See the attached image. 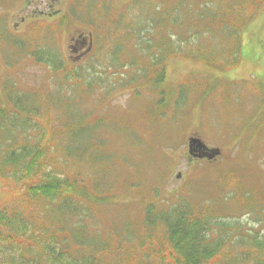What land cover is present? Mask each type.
<instances>
[{
    "label": "rangeland",
    "instance_id": "374dc122",
    "mask_svg": "<svg viewBox=\"0 0 264 264\" xmlns=\"http://www.w3.org/2000/svg\"><path fill=\"white\" fill-rule=\"evenodd\" d=\"M116 1V5H101L98 9H93L98 15L100 25L104 28L122 12L129 10L126 7L128 0ZM132 1L130 0V4ZM27 2L28 0H0V94L2 89L12 87L14 91V88L19 90L20 93H16L18 96L36 95L40 101L41 113L33 122L34 126L25 125L22 120L36 115L32 112L33 108H30V110H22L23 113L17 115L18 126H14V131L21 132L17 134L19 137L16 136L17 141L24 140L29 133L32 135L38 133L39 145L48 147L49 150L41 159L43 164L48 165L47 171L51 170V166L56 168L55 159L58 157L54 143H49L51 131H55L56 137L58 134L63 135L60 141L64 146L68 145L70 140V135L66 136L70 131L59 127L62 122H53L50 107L55 99L60 100L59 107L62 112L60 119L71 115L70 118L79 131L88 134L90 144L86 143L85 135H80L77 143L74 144L76 148L82 147L83 151L84 163L79 167L80 172L86 174H82L80 180L89 179L94 173L99 174V180L95 178V181H99L97 190L108 198L104 204L96 208L97 222L85 225L87 230L84 231V236L88 237V242L98 246L99 243L96 242L98 238L106 241L109 247L115 245L120 247L124 258H128L131 254V261L146 259L145 254L130 252L128 250L130 246L125 245L122 238H128L127 223L131 224L137 234L142 235L146 209L165 211L183 203L188 205L187 207L194 208L190 209V212L210 209L215 216H218L220 222L223 220L228 223L238 222L239 231L234 230L236 226L233 225L227 228L230 230L229 238L226 232L224 234L234 248V254L229 252L227 245H224L222 259L232 255L242 264H247V261H244L245 253L240 246L249 244V241L254 242L256 247V251L251 253L255 256L253 259H262L264 222H255L252 214H247V211L239 208L241 205L231 204L229 199L221 204L218 198L223 193L220 179L224 173L223 185L224 181L230 185L238 201L242 196L237 187L239 177L244 190L253 191L261 200L264 199V105L253 93L254 87L264 90V82L259 80L260 83L256 82L257 77L252 72L261 74V66L251 63L254 54L258 53V47L264 46V3L258 16L255 17L256 20L242 32L245 59L243 58L239 71L228 68L220 72V69H216L213 65L203 66L201 63L200 65L182 57L172 56L164 62V71L159 75L160 78L163 76L162 81L153 83L154 76L150 75L146 79L144 77L149 71L147 66L132 65L133 58H130L129 53L132 40L137 35H141L142 41L147 42L157 35L158 38L154 42L157 51L162 49V43L167 45L163 50L171 51L177 47L178 41L183 45L196 42L192 30L187 33L190 28L188 15L182 16V13L191 9V3L188 0H178L177 3L175 2L176 5L166 8L165 15L158 10L150 12L149 20H145L138 29L129 30L130 38L123 39L122 49L118 53L121 40L117 35L120 32L115 30L127 28L133 14L143 18L148 13L149 3L157 8L162 5L160 0H134L133 9L122 13L108 29L113 35L110 41L116 49L96 52L89 57L87 64L83 65L82 72L77 70V74H84L81 78L85 84L93 82L98 88L97 93L101 92L99 96H94L89 92L86 93L84 88H79L75 84L78 80L73 77L67 78L61 88L55 87L51 82L53 74L46 71L44 65H36L30 59L31 55H28V52L18 48L24 47L36 53L39 45L41 47L46 45L50 50L56 47L50 37L53 31L44 26L37 29L30 37L28 26L33 22L25 24L16 31L11 29L13 23H20V18L29 15L32 7L30 4L28 6ZM89 3L91 5H88ZM79 4H82L84 9L90 8L94 5V0H80ZM224 4L223 1H215L211 8L215 9ZM74 8V5L69 4V11ZM241 9L243 8H237V10ZM76 12L75 17L84 19L81 17L83 12L80 7L71 15ZM181 16L180 22H177L179 20L177 19L172 22L170 28L168 27L166 24L168 19L175 20ZM94 20L92 16V21ZM159 22L161 26L158 28ZM44 24L47 26L46 23ZM235 24L234 21L229 23L233 28ZM176 25L182 27L177 28ZM8 28L12 31L13 39H21L18 46L14 47L12 40L7 37ZM73 33V29L70 28L64 31L61 37L66 39ZM125 35H127L126 30ZM161 35L166 39L162 40ZM183 38H186L185 42ZM211 39L212 37L209 36L208 40L207 36L204 46L199 49L213 55L215 59L216 50H227L228 46L225 44L215 46V42ZM141 45L142 43L136 44L135 54L141 53ZM11 48L12 53H10ZM16 49L23 54H17ZM53 55L59 56V51L54 52ZM2 59L7 60L3 66ZM150 59L152 60L153 57ZM117 60L119 65L114 66ZM68 62L73 63L70 60ZM122 66H126L124 70ZM139 75L140 78L144 77L141 81ZM62 83L63 79L59 77L56 85ZM57 90L65 96L64 100L60 93L55 92ZM45 91H49L46 101L37 95ZM167 92L168 99L165 102L163 99ZM80 93L83 94L82 97H79ZM105 94L107 96L101 97ZM9 107L11 104L4 105L6 111ZM14 108L16 105L12 103V114L15 112ZM97 122L99 123L96 125ZM52 124L57 125L58 128L53 129ZM98 127L100 130L95 129ZM15 134L13 133L12 136ZM192 135L201 137L206 145L221 148V158L219 157L220 159L212 164H190L186 158V139ZM77 136L78 134L75 138ZM164 151L166 154L163 153ZM89 154L97 159V169L90 167ZM58 161L59 169L69 172L66 155ZM173 164L176 166L174 173ZM231 169L237 172H228ZM178 173L181 174L180 178H174ZM6 182L11 181L0 179V202L9 195L8 188L4 186ZM89 186L88 180L85 187ZM247 200L246 209L264 219V215L260 212L261 205L255 195L249 193ZM224 214L230 218H226ZM153 233H163V228H154ZM236 235L240 236L241 241L235 238ZM11 251L10 246L0 243V264H9L6 257H10L14 264H35L34 250L27 254V260L22 261L18 260ZM104 260L105 264L116 263V257L112 254H107ZM215 264H222V260H216Z\"/></svg>",
    "mask_w": 264,
    "mask_h": 264
},
{
    "label": "trees",
    "instance_id": "16d2710c",
    "mask_svg": "<svg viewBox=\"0 0 264 264\" xmlns=\"http://www.w3.org/2000/svg\"><path fill=\"white\" fill-rule=\"evenodd\" d=\"M177 1L160 0L162 5H159L158 12L165 15L166 8L176 5ZM188 1L191 3V9L182 13V16L188 15L190 28L187 33L192 30L196 42L183 45L178 41L177 47L171 51L163 50L167 45L162 43V49L157 51L154 45L158 38L157 35L151 37L147 42L142 41L141 35H137L132 40L129 51L130 58H133L132 65L134 67L147 66L149 71L144 77L146 79L150 75L154 76L153 83L162 81L163 76L160 78L159 75L164 71V62L172 56L201 63L203 66L235 65L240 42L239 32L258 15L264 3V0ZM215 1H223L225 4L213 9L211 5ZM236 1L240 3L232 4ZM237 8L243 9L237 10ZM182 16L175 20L168 19L166 24L170 28L172 22L177 19H179L177 22H180ZM143 21L144 17L140 18L139 15L134 16L133 14L127 25L130 27L126 29L127 35L124 38H130L129 30L134 29L133 26L139 25ZM233 21L236 23L234 28L229 25ZM160 26L159 22L158 28ZM175 27L182 26L176 25ZM115 31L122 34L124 32V30ZM207 36L208 40L209 36L212 37L211 41L215 42V46H224L225 44L228 49H224L225 51L216 50L214 59L213 55L199 49L204 46ZM122 37L123 35L120 36V38ZM160 37L162 40L166 39L164 35ZM201 37L203 38L200 39ZM183 40L185 42L186 38ZM137 43H142L139 55L134 53ZM143 50H145L144 55L142 54ZM151 57H153L152 60ZM137 70L139 73V68ZM82 75L84 74L75 73L73 78L78 80L75 84L81 89L84 88L86 93L89 92L95 96L96 85L90 82L85 84L81 78ZM144 77L140 78L139 75V80L141 81ZM80 96L82 97L83 94L81 93ZM167 99L168 92L163 101L166 102ZM16 110L20 111L21 108ZM40 113L41 110L36 112L35 116L22 120L25 125L34 126L32 124ZM7 116L12 120L2 113L0 114V178L9 179L11 182L4 183V186L6 185L8 188L9 195L0 202V243L10 246L18 260H27V254L34 250L36 252L35 264H105L104 258L107 254L116 257L115 264H215L216 260H222V264H238L232 255L222 259L223 245L232 246L225 236L219 235L218 232L213 234L214 229L217 231L219 227L214 223L217 221L214 213L210 209L190 212L189 210L194 208L187 207L188 205L183 203L165 211L146 209L142 235L137 234L131 224L127 223L128 238H120L124 240L125 245L130 246L131 252L145 254L146 259L131 261V254L128 258H124L118 246L112 249L106 244L98 246L91 244L88 242V237L84 236V231L87 230L85 225L97 222L96 208L104 204L108 198H105L97 190L99 181H95V178L99 180V174L94 173L90 175L89 179L80 180L81 175L86 172H80L79 167L84 163L82 147L74 146L79 135L75 138L76 133H71L68 145L64 146L56 137L55 131L50 133L49 143H54L58 157L55 159L56 168L51 166V170L47 171L46 166L48 165L43 164L41 159L49 150L48 147L39 145L37 139L40 136L38 133L35 132L33 135L29 133L27 138L17 141V134H21V132L14 131V126H18V118L17 116L12 118V111L8 112ZM99 128L95 129L100 130ZM13 133L16 134L12 136ZM86 143L89 144L87 136ZM149 153L153 152L149 151ZM163 153L166 154L165 151ZM63 155H66L68 159L69 172L59 169L58 160ZM88 162L92 169L98 168V162L94 155L89 154ZM72 170L74 171L72 172ZM223 175L224 173L222 177ZM88 180L90 186L85 187ZM220 181L223 187V193L218 198L220 203L229 199L231 204L241 205L244 210L253 213L246 209L247 196L253 192L242 188L240 177L237 180V187L242 194L239 201L230 189V185L225 181L223 185V181L221 179ZM10 186L12 187L10 188ZM253 194L259 200L260 212L264 215V199L261 200L258 194ZM160 227L163 228V233H153L154 228ZM157 250L158 254H156ZM6 258L9 260V264H14L10 257ZM262 261L253 260L251 264H264V259Z\"/></svg>",
    "mask_w": 264,
    "mask_h": 264
},
{
    "label": "flooded vegetation",
    "instance_id": "af4514ba",
    "mask_svg": "<svg viewBox=\"0 0 264 264\" xmlns=\"http://www.w3.org/2000/svg\"><path fill=\"white\" fill-rule=\"evenodd\" d=\"M79 2L80 0H28L27 5L29 6L30 4V7H32L29 15L20 18V23H13L12 28L16 31L23 27L30 16L41 17V22L46 23L47 26L54 31L50 37L54 41V45H56L54 49L50 50L48 47L45 51L51 54L58 51H68L70 54L69 59L73 63L86 62L89 57L96 52L101 53L103 50H109L110 48H103L98 43L97 36H95L94 31L91 30L95 28V22L92 21L90 17L84 20H69V17H67L69 4L77 6ZM41 5H43V7ZM89 5L91 4L89 3ZM92 7L93 6L88 8L89 14L92 12ZM71 27L78 28L77 34L69 35L66 39L61 37L63 32ZM79 29L81 30L79 31ZM252 62L256 65L264 66V52L255 53ZM255 75L258 79L262 78L260 74L255 73ZM254 90L255 94L264 102V90H258L256 88H254ZM193 158L208 162L215 160V158L211 161L205 158Z\"/></svg>",
    "mask_w": 264,
    "mask_h": 264
},
{
    "label": "water",
    "instance_id": "95a60500",
    "mask_svg": "<svg viewBox=\"0 0 264 264\" xmlns=\"http://www.w3.org/2000/svg\"><path fill=\"white\" fill-rule=\"evenodd\" d=\"M192 144H197L198 148H199L201 151H202V150H205V147H204L200 142H198V141H196V140H190V141H189V146L191 147ZM202 153H203V155H201V156H199V157L204 156V157H206V158H212L213 156H215V155L218 154L217 151H212V152L210 153L211 156H208L207 153H204V152H202Z\"/></svg>",
    "mask_w": 264,
    "mask_h": 264
}]
</instances>
